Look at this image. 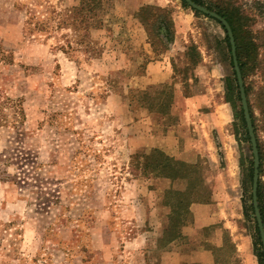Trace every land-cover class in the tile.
<instances>
[{"label": "rangeland", "instance_id": "obj_1", "mask_svg": "<svg viewBox=\"0 0 264 264\" xmlns=\"http://www.w3.org/2000/svg\"><path fill=\"white\" fill-rule=\"evenodd\" d=\"M195 1L234 15L264 207V0ZM78 3L0 0V264H264L225 27L104 0L94 29Z\"/></svg>", "mask_w": 264, "mask_h": 264}, {"label": "trees", "instance_id": "obj_2", "mask_svg": "<svg viewBox=\"0 0 264 264\" xmlns=\"http://www.w3.org/2000/svg\"><path fill=\"white\" fill-rule=\"evenodd\" d=\"M192 1L197 2L195 0H192ZM103 5H104V0H79L78 5L73 9L72 15L74 17L77 16V18H75L74 20H76V21L79 20L80 22H84V25L87 24L88 26H90L91 28H94V29L100 28L99 22L101 20H100L99 13L102 11ZM153 8L154 7H152V6H143L138 13L139 18H140V16H142L141 13L144 14L145 12H148ZM217 14L220 15L221 17H223L227 21V23L229 24V26L231 28V32H232L233 39H234L235 56H236V60H237V65L239 67L241 77L244 79V75L246 73V61L244 60L243 55H242V50L244 49V46L242 43V39L239 38V36H238V31H237V28L235 25L234 15L224 8L219 9L217 11ZM140 20H141V18H140ZM141 21L143 22V25H145V27H146L147 24L143 20H141ZM96 23H98V25ZM162 23H163L162 24L163 27H165L164 29H168L167 27H168L169 23L167 21L162 22ZM227 39H228V36H227ZM245 91L247 92L246 88H245ZM3 100H6V102H10L7 98H5ZM4 103L5 102L0 103V112H2V110L4 109V107H3ZM249 116L252 120L253 132H254L255 138H256L255 140H256V147H257L258 159H259V168L258 169L260 172L262 170V159H263L262 149H261V144L258 140V137L256 136V127H255L254 118H253V115H252V112L250 109H249ZM0 120L3 121L2 118H0ZM177 163H179V162H177ZM179 164H181V163H179ZM33 175L36 177L39 176V174L37 172H33L31 177H33ZM24 176H27V174L26 173L23 174L22 177H24ZM169 176L173 177V178H180V177H185L186 175L181 174L180 172L176 171L172 174V176L171 175H169ZM33 179L37 180V178H35V177ZM252 179H253V162L251 163V168H250V171L248 174V181L250 182V186L252 184ZM256 196H257L260 218H261V222H262V226H263V230H264L263 196H262L259 181L257 182ZM251 198H252V196H251ZM42 199H44V198L42 197ZM188 204H190V203L188 202L187 205ZM188 206H187V208H188ZM188 215L190 218V212L186 209L184 214H182L181 222L184 221L183 219H189ZM258 233L260 235L259 229H258ZM171 235H172V233H171ZM175 236H178V234H174V236L171 237L170 239L172 240Z\"/></svg>", "mask_w": 264, "mask_h": 264}, {"label": "water", "instance_id": "obj_3", "mask_svg": "<svg viewBox=\"0 0 264 264\" xmlns=\"http://www.w3.org/2000/svg\"><path fill=\"white\" fill-rule=\"evenodd\" d=\"M184 1L187 4H189L191 7H193L194 9L218 20L225 27V29L229 35V38H230L233 66H234V70H235V74H236L237 82H238V86H239L241 104H242L243 113H244V119L246 122L247 130H248V133L250 136V142H251V146H252V153H253V179H252V192H251L252 193V203H253L254 214L256 217V221H257V226H258L260 236H261V242H262V248H263V260H264V230H263V226H262V222H261V218H260L257 196H256L259 159H258V152H257V147H256V140H255V136L253 133V128H252V124H251V120H250V116H249V112H248V108H247L246 98H245V94H244L243 81H242V77H241L239 67L237 65L236 56H235L234 39H233V35L231 32V28H230L229 24L227 23V21L223 17L218 15L217 13L206 9L205 7L197 5L192 0H184Z\"/></svg>", "mask_w": 264, "mask_h": 264}, {"label": "crops", "instance_id": "obj_4", "mask_svg": "<svg viewBox=\"0 0 264 264\" xmlns=\"http://www.w3.org/2000/svg\"><path fill=\"white\" fill-rule=\"evenodd\" d=\"M164 150H165V149H164ZM173 155H174V154H173ZM192 208L194 209V206H192ZM192 208H191V209H192Z\"/></svg>", "mask_w": 264, "mask_h": 264}]
</instances>
